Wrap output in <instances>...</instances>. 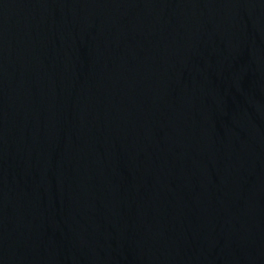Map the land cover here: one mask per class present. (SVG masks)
<instances>
[{"label": "water", "instance_id": "1", "mask_svg": "<svg viewBox=\"0 0 264 264\" xmlns=\"http://www.w3.org/2000/svg\"><path fill=\"white\" fill-rule=\"evenodd\" d=\"M0 264H264V0H0Z\"/></svg>", "mask_w": 264, "mask_h": 264}]
</instances>
